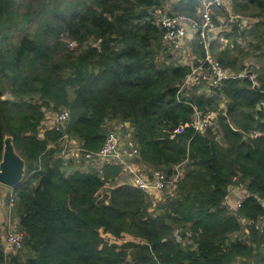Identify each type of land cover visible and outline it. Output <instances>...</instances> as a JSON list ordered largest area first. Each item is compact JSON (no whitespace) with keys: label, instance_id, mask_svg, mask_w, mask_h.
I'll list each match as a JSON object with an SVG mask.
<instances>
[{"label":"trees","instance_id":"1","mask_svg":"<svg viewBox=\"0 0 264 264\" xmlns=\"http://www.w3.org/2000/svg\"><path fill=\"white\" fill-rule=\"evenodd\" d=\"M40 1L39 11L29 4L19 15L16 0H0V161L6 135L14 136L26 159L15 192L28 235L12 262L234 264L243 258L244 264H264V232L254 223L264 215V69L253 77L235 54L238 44L219 49L215 45H225L213 40L210 51L223 66L247 74L225 79L210 96L190 91L205 83L182 91L207 50L197 34L194 64L159 61L163 45L175 52L163 41L167 28L158 11L165 0ZM230 1L237 11L264 9V0ZM181 2L180 13L198 15V0ZM33 18L38 26L25 28ZM229 23L240 25L234 18ZM6 92L12 98H3ZM196 108L219 110L204 131L190 124ZM64 109L71 115L69 134L88 151L103 147L109 121L122 120L131 123L143 174H172L185 163L175 194L152 211L153 200L141 189L117 183L120 165L67 173L62 133L48 127L41 134L50 113ZM235 176L247 190L237 212L222 204ZM107 184L111 189L102 196ZM241 217L252 224L244 227ZM243 229L247 238L231 237ZM6 255L0 239V264Z\"/></svg>","mask_w":264,"mask_h":264},{"label":"built area","instance_id":"2","mask_svg":"<svg viewBox=\"0 0 264 264\" xmlns=\"http://www.w3.org/2000/svg\"><path fill=\"white\" fill-rule=\"evenodd\" d=\"M198 1L200 7L197 16L176 13L173 15L164 14L160 18V22L167 28L163 35L164 44L172 47L173 51H183L185 46L197 34H199L200 42L205 44L207 50L205 58L200 59L187 74L184 82L181 84L182 91L203 83L209 84L210 87L221 89L225 79L235 76L242 77L246 74L241 72L236 75L230 72L210 51L211 41L217 37L215 31L218 29V10L225 5L226 0ZM232 18L236 20L235 17L231 16L227 21L230 22ZM236 21H239L241 26H244L243 24L246 23V20L243 22L240 18ZM183 62L186 63L185 61ZM217 115L216 111L203 113L196 108L194 120L190 124L196 130L204 131L214 122ZM70 116L68 109L52 112L48 116L45 127L41 129L42 136L48 127L62 133L59 143L60 152L64 158L85 161L86 163H90V166L96 165L100 169L107 164L120 165L122 167L121 177L125 176L127 179L129 178L127 182L141 189L153 200V203L165 199V191L170 192L171 195L175 194L178 184L184 175L185 163L178 164L172 174L162 169H153L151 175L143 174L136 160L140 153V148L135 142L129 121H113L114 124L111 123L112 125L109 128V123L106 124L108 129L103 147L98 151H88L84 147L83 142L69 134ZM177 130L181 129L178 128ZM251 135L254 136L255 134L252 133ZM53 147H57V145L54 143L49 148ZM235 184L243 186L237 176L234 177L233 185ZM244 189L246 190V188ZM16 197L15 188L6 190L5 186L0 183V206H4V213L0 216V227L4 231L3 246L7 254L4 264H14L11 260L12 256L22 253L26 247L28 233L21 226L17 215ZM245 198L246 196H241L240 192L233 193L228 191L222 204L230 211L237 212L243 205ZM231 199H235L236 203L232 204L230 202ZM240 219H243L247 224L248 222H253L244 217ZM254 223L257 229L264 232V215L260 216Z\"/></svg>","mask_w":264,"mask_h":264},{"label":"rangeland","instance_id":"3","mask_svg":"<svg viewBox=\"0 0 264 264\" xmlns=\"http://www.w3.org/2000/svg\"><path fill=\"white\" fill-rule=\"evenodd\" d=\"M40 2H41L40 0H16V3H17L16 10L19 15H22L23 13L25 14L28 11L27 10L28 5L32 4L34 6V11L37 12L41 9ZM177 3H178L177 0H165L163 7L158 11V14L159 15H164V14L173 15L176 13L180 14L179 13L180 11L177 9L178 8ZM230 15L235 17L236 20L241 17L242 19L246 20V23L243 24L244 26L238 25L236 23L238 28H235V24H231L227 21L228 16ZM263 16H264V9L259 8L257 6H252L249 8H240V11H237L230 0L225 1V5H223V7L220 10H218V16H217L218 17L217 19L218 29L215 31V33H217L218 38L216 37L217 39L215 38L214 40H219L220 42L218 43L223 44L225 46H222V45H215V46H218L219 49L227 47V46L235 49L234 45L238 44L239 47L235 49V54L239 56L241 63H244L246 65L247 70L252 71L253 77H255L256 75H259L261 73V70L264 69V36H263L264 35V17ZM33 17H36V16L33 15ZM22 26H23L22 24L21 25L18 24L16 26L17 28L15 31L16 38H18L19 35L21 34ZM26 26L34 30L38 26L37 20L35 18H33V20L31 19L30 21L25 23L24 27L26 28ZM192 41L194 40L192 39ZM192 41L190 40L188 45L185 46V49L179 52L178 51L170 52V50L163 45L164 49L162 50L159 56V61L160 62L166 61V63L168 64H173V63H179L178 61L182 60V61H185L187 64H194L197 61L198 56L195 51V43ZM256 47H259V50ZM247 70L242 71V73L247 74L248 72ZM190 91H195L197 94H205L207 96H210L213 93L212 87H210V85L207 83L201 85L200 87L194 88ZM6 93H7V97L10 96V98H12L9 92H6ZM218 99L220 102V108L224 109L226 107L224 97L218 96ZM215 111L219 113V110H215ZM111 123L114 124L113 121H109L108 128L109 126L112 125ZM216 126H217L216 129L218 131L220 129L219 122H217ZM108 128L106 127V131ZM253 134L256 135V133H253ZM219 141L223 144L221 135H220ZM89 164L90 163H86L85 161L71 159V160H67V162H64V167H65V171L71 174L74 172V170H76V168L77 169H89L90 168ZM142 166L144 165L142 164L141 167ZM117 180H118L117 183H124L127 180L129 181V178L127 179V177L125 176L123 177L120 176V178H118ZM242 184L245 188L244 183ZM111 186L112 184H107V186H105L100 191V194L104 196L107 193H109ZM243 186L239 184H235L233 185L232 189L229 190V192H233V193L240 192L241 196H246V190L243 188ZM5 189L9 190L10 188L5 186ZM164 196L165 198H168L169 196H171V194L170 192L165 191ZM230 202L232 204H235L236 200L231 199ZM158 203L159 201L156 203H153V205L151 206L152 211L157 210L156 206H158ZM240 222L242 223L244 227L248 224H252L251 222H248V224L245 223L243 219L242 220L240 219ZM259 225L261 226V224ZM231 237L232 238L238 237V238L245 239L247 238V232L243 229L239 232L232 233ZM3 238H4V231L1 230L0 239L2 243H3ZM126 239H129V236H126L125 238H122L121 240L125 241ZM243 262H244L243 258H238L234 262V264H244Z\"/></svg>","mask_w":264,"mask_h":264},{"label":"water","instance_id":"4","mask_svg":"<svg viewBox=\"0 0 264 264\" xmlns=\"http://www.w3.org/2000/svg\"><path fill=\"white\" fill-rule=\"evenodd\" d=\"M3 98L8 99L7 93ZM26 173V159L18 152L13 135L4 138V149L0 161V183L4 186L15 188L20 184ZM233 185L229 186V190Z\"/></svg>","mask_w":264,"mask_h":264},{"label":"crops","instance_id":"5","mask_svg":"<svg viewBox=\"0 0 264 264\" xmlns=\"http://www.w3.org/2000/svg\"><path fill=\"white\" fill-rule=\"evenodd\" d=\"M178 1V6H183L184 4L181 2V0H177ZM180 13V12H179ZM231 17V15L230 16H228V18H230ZM218 38V37H217ZM216 38V39H217ZM93 167H96V168H98L96 165H92ZM90 169V168H89ZM3 213H4V206H0V216H2L3 215Z\"/></svg>","mask_w":264,"mask_h":264}]
</instances>
